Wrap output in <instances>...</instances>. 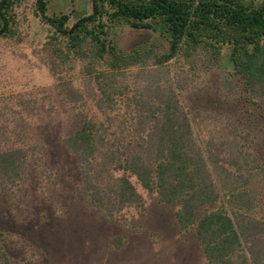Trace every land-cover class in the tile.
I'll list each match as a JSON object with an SVG mask.
<instances>
[{
    "label": "trees",
    "instance_id": "obj_1",
    "mask_svg": "<svg viewBox=\"0 0 264 264\" xmlns=\"http://www.w3.org/2000/svg\"><path fill=\"white\" fill-rule=\"evenodd\" d=\"M27 4L56 88L81 105L61 144L82 204L107 223L126 220L144 211L139 186L174 206L208 264H264V0H87L67 13L49 0H0V41L21 36ZM121 25L152 39L122 49ZM189 86L213 104L189 108ZM33 144L0 138L2 196L41 175ZM3 240L0 264H26Z\"/></svg>",
    "mask_w": 264,
    "mask_h": 264
},
{
    "label": "rangeland",
    "instance_id": "obj_2",
    "mask_svg": "<svg viewBox=\"0 0 264 264\" xmlns=\"http://www.w3.org/2000/svg\"><path fill=\"white\" fill-rule=\"evenodd\" d=\"M49 1L52 13L85 10L87 3ZM22 14L21 36L0 41V138L34 143L42 167L41 175L30 173L8 197L0 194V235L8 255L26 264H208L192 234L178 229L174 206L158 203L139 186L144 211L128 212L126 220L107 223L82 204L76 161L61 144L81 105L56 88L59 75L50 72L42 48L44 25L30 5ZM136 35L121 25L114 39L122 49L152 39ZM191 92L196 90L189 86ZM197 95L190 96L189 108L213 104L206 92ZM118 235L125 244L113 249L108 241Z\"/></svg>",
    "mask_w": 264,
    "mask_h": 264
},
{
    "label": "flooded vegetation",
    "instance_id": "obj_3",
    "mask_svg": "<svg viewBox=\"0 0 264 264\" xmlns=\"http://www.w3.org/2000/svg\"><path fill=\"white\" fill-rule=\"evenodd\" d=\"M132 30H133V32H134V34H135V36H137L136 35V33H138V34H142V35H145L147 38H146V40L148 39V38H150V37H152V35L151 34H149V32H147V31H145V30H138V29H133V28H131ZM144 36V37H145ZM150 36V37H149ZM142 39V38H141ZM141 40H138V42H136V43H134L133 45H131V47H134V46H136V45H138V44H143V43H145V42H140ZM147 41H150V39H148ZM130 47V48H131ZM130 48H127V49H130Z\"/></svg>",
    "mask_w": 264,
    "mask_h": 264
}]
</instances>
